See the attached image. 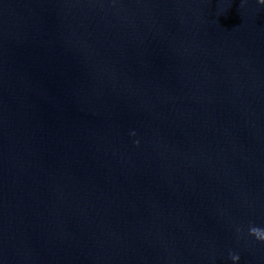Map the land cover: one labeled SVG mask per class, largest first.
Here are the masks:
<instances>
[{"label":"water","instance_id":"water-1","mask_svg":"<svg viewBox=\"0 0 264 264\" xmlns=\"http://www.w3.org/2000/svg\"><path fill=\"white\" fill-rule=\"evenodd\" d=\"M251 226L264 5L0 0V264H264Z\"/></svg>","mask_w":264,"mask_h":264},{"label":"clouds","instance_id":"clouds-1","mask_svg":"<svg viewBox=\"0 0 264 264\" xmlns=\"http://www.w3.org/2000/svg\"><path fill=\"white\" fill-rule=\"evenodd\" d=\"M261 5H264V0H258ZM239 231V229H238ZM249 235L255 237L257 240L264 242V228L251 226L249 228ZM230 258L235 262L239 260V255L230 253Z\"/></svg>","mask_w":264,"mask_h":264}]
</instances>
